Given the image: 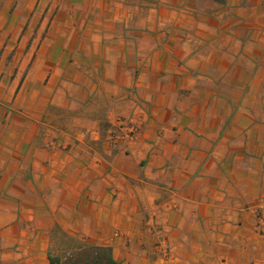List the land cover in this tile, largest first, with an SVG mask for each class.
Returning <instances> with one entry per match:
<instances>
[{"label": "crops", "instance_id": "1", "mask_svg": "<svg viewBox=\"0 0 264 264\" xmlns=\"http://www.w3.org/2000/svg\"><path fill=\"white\" fill-rule=\"evenodd\" d=\"M0 62V264H264V0H0Z\"/></svg>", "mask_w": 264, "mask_h": 264}, {"label": "trees", "instance_id": "2", "mask_svg": "<svg viewBox=\"0 0 264 264\" xmlns=\"http://www.w3.org/2000/svg\"><path fill=\"white\" fill-rule=\"evenodd\" d=\"M59 261V260H58ZM54 259L51 262L54 264ZM61 264H120L117 262L109 248L84 245L76 247L64 255Z\"/></svg>", "mask_w": 264, "mask_h": 264}, {"label": "rangeland", "instance_id": "3", "mask_svg": "<svg viewBox=\"0 0 264 264\" xmlns=\"http://www.w3.org/2000/svg\"><path fill=\"white\" fill-rule=\"evenodd\" d=\"M15 79H16L15 77L9 78V77H5L4 75L0 76V108L4 107L5 105H13L14 104V102L16 100V96L18 94V90L16 91V93L8 92L6 85H7L8 81L12 82ZM120 119L121 120H119V118H118L114 123V124H116L114 126V128L117 131L120 128H122V126L124 128H127V126L132 124L130 122V119H126L123 117H121ZM114 128L111 127V130H113ZM114 135L115 134H113L111 140H113ZM82 246H84V245L83 244H75L71 239H69L63 235H58V236H56V240H55V244H54V251L55 252L63 251V254L65 255L66 253L70 252L72 249H74L76 247H82Z\"/></svg>", "mask_w": 264, "mask_h": 264}, {"label": "built area", "instance_id": "4", "mask_svg": "<svg viewBox=\"0 0 264 264\" xmlns=\"http://www.w3.org/2000/svg\"><path fill=\"white\" fill-rule=\"evenodd\" d=\"M132 124H130L129 126H127V128H124L122 126V128L124 130H126L128 136L131 138H133L135 135H137L139 133V128L136 126L135 123L131 122ZM120 130V129H119ZM119 137L118 136H114L113 137V141L117 140ZM258 229L259 231L264 235V218H260L259 222H258Z\"/></svg>", "mask_w": 264, "mask_h": 264}]
</instances>
